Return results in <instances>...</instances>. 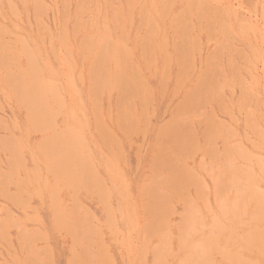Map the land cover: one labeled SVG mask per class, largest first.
<instances>
[{"label":"rangeland","instance_id":"374dc122","mask_svg":"<svg viewBox=\"0 0 264 264\" xmlns=\"http://www.w3.org/2000/svg\"><path fill=\"white\" fill-rule=\"evenodd\" d=\"M0 264H264V0H0Z\"/></svg>","mask_w":264,"mask_h":264},{"label":"bare ground","instance_id":"6f19581e","mask_svg":"<svg viewBox=\"0 0 264 264\" xmlns=\"http://www.w3.org/2000/svg\"><path fill=\"white\" fill-rule=\"evenodd\" d=\"M161 134L163 135V133H161ZM42 233H43V232H42ZM44 233H45V232H44ZM43 235H44V234H43ZM45 236H46V235H45ZM43 237H44V236H43ZM45 238H46V237H45ZM45 238H44V239H45ZM49 247H50V246H49ZM50 250H51V249H50ZM51 253H52V251H51ZM52 255H53V254H51V257H53Z\"/></svg>","mask_w":264,"mask_h":264}]
</instances>
